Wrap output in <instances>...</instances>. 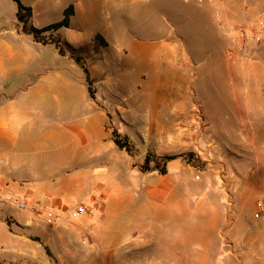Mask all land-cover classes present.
<instances>
[{
	"label": "rangeland",
	"instance_id": "374dc122",
	"mask_svg": "<svg viewBox=\"0 0 264 264\" xmlns=\"http://www.w3.org/2000/svg\"><path fill=\"white\" fill-rule=\"evenodd\" d=\"M248 1L256 12H264V0ZM8 2L17 8L14 0ZM20 2L32 8L42 28L61 22L74 7L71 30L61 31L80 38L78 54L89 78L98 82L94 86L91 80L107 114L106 132L113 141L114 133L127 138L130 152L106 142L102 170L90 180L102 192L91 205L105 199L97 212L80 219L68 215L91 206L81 204L83 198L77 195L74 207L64 209L66 216L55 225L34 222L50 229L44 236L0 221V236L9 243L3 247L21 246L26 236V253H40L41 259L26 256L25 264H86L100 255L89 248L85 220L106 218L114 198L117 202L130 195L134 204L119 212L114 230L123 237L130 225L143 224L148 189L219 187L225 191L232 234L223 235L221 256L210 264H264V206L258 207L264 204V52L233 57L214 23L216 10L231 23L247 22L241 0L226 6H199L195 0ZM84 68L74 75L85 78ZM148 155L152 163L146 171ZM167 157L174 159L167 162ZM92 185H84V192ZM1 209L16 218L29 215L10 205Z\"/></svg>",
	"mask_w": 264,
	"mask_h": 264
},
{
	"label": "crops",
	"instance_id": "0c3cea01",
	"mask_svg": "<svg viewBox=\"0 0 264 264\" xmlns=\"http://www.w3.org/2000/svg\"><path fill=\"white\" fill-rule=\"evenodd\" d=\"M17 13L18 6L0 0V182L22 198H46L54 213L74 207L77 195L83 198L81 204L91 205L102 192L90 180L102 170L106 142L112 147L114 141L106 132L107 114L98 92L92 99L87 76L74 75L85 67L80 38L60 29L43 36L57 37L61 47L40 43L23 31ZM34 19L32 10L31 25L46 28ZM181 104L177 108L182 111ZM84 185L92 186L84 192ZM225 201L219 187L148 189L143 224L130 225L129 233L118 237L114 227L119 212L134 204L130 195L117 202L114 198V209L106 208V218L85 220L89 248L100 255L86 264H210L221 256L223 235L232 234ZM169 202L181 206L170 208ZM32 219L0 210V221L7 225L35 230L38 236L50 231L38 228ZM1 239L5 238L0 236V264H25L26 256L41 259L40 253H26V236L21 246L3 247L9 243Z\"/></svg>",
	"mask_w": 264,
	"mask_h": 264
},
{
	"label": "built area",
	"instance_id": "2783aa9c",
	"mask_svg": "<svg viewBox=\"0 0 264 264\" xmlns=\"http://www.w3.org/2000/svg\"><path fill=\"white\" fill-rule=\"evenodd\" d=\"M199 6H226L230 0H195ZM243 10L249 16L245 23H231L221 10L214 13V23L219 33L228 40L229 52L233 57L247 56L256 52H264V12H256L255 4L248 0H241ZM55 37H47L50 44H54ZM44 200H35L22 198L12 192L8 185H2L0 182V206L10 205L19 212L27 213L33 216L32 220L41 221L47 225H55L59 220L64 218L66 211L54 213ZM99 205L80 206L68 212L74 219H80L84 216H90L99 210L105 199L99 200ZM264 204L260 203L259 208ZM259 216V215H257Z\"/></svg>",
	"mask_w": 264,
	"mask_h": 264
},
{
	"label": "trees",
	"instance_id": "16d2710c",
	"mask_svg": "<svg viewBox=\"0 0 264 264\" xmlns=\"http://www.w3.org/2000/svg\"><path fill=\"white\" fill-rule=\"evenodd\" d=\"M17 5H18V13H17V19H18V24L22 27L23 31L31 34L34 36L35 40L40 42V43H49L47 41V36H43L45 33L48 32H54V31H58L62 28H67L69 27V23H70V17L73 15V7L71 6L70 8H68L65 12V18L64 20H62L59 23L50 25L44 29L38 30L36 28H34L31 25V19H32V8L30 7H26L24 6L20 0H14ZM48 37H52V36H48ZM54 43L56 44V47H61L60 41L57 39V37H55L53 39ZM78 62L81 63V61L78 59ZM84 68V67H83ZM85 73L87 74V83H88V90H89V94L90 97L92 99H95V94L92 90V81L88 76V71L86 68H84ZM114 142L115 144L122 150H127L128 152H130V150L127 148L126 143H127V138H122V136L119 133H114ZM174 158L173 157H167L166 160L168 161H172ZM156 162V160H155ZM152 161H151V155H148L146 157L145 160V166H146V171L149 170L148 167H150ZM156 168L159 169V167L157 166V162H156ZM166 171L162 170V174H165Z\"/></svg>",
	"mask_w": 264,
	"mask_h": 264
},
{
	"label": "bare ground",
	"instance_id": "6f19581e",
	"mask_svg": "<svg viewBox=\"0 0 264 264\" xmlns=\"http://www.w3.org/2000/svg\"><path fill=\"white\" fill-rule=\"evenodd\" d=\"M177 62V61H176ZM179 62V61H178ZM179 65V64H178ZM180 66V65H179ZM175 67V66H174ZM183 67V66H182ZM182 74L184 75V72H182ZM174 139V138H173ZM176 141H179V140H176Z\"/></svg>",
	"mask_w": 264,
	"mask_h": 264
}]
</instances>
